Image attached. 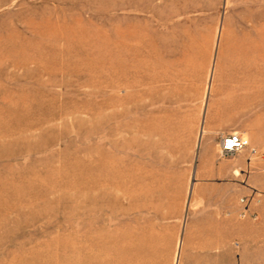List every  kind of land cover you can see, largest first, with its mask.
<instances>
[{
    "label": "rangeland",
    "instance_id": "1",
    "mask_svg": "<svg viewBox=\"0 0 264 264\" xmlns=\"http://www.w3.org/2000/svg\"><path fill=\"white\" fill-rule=\"evenodd\" d=\"M263 71L264 0H0V264L181 262L210 89Z\"/></svg>",
    "mask_w": 264,
    "mask_h": 264
},
{
    "label": "crops",
    "instance_id": "2",
    "mask_svg": "<svg viewBox=\"0 0 264 264\" xmlns=\"http://www.w3.org/2000/svg\"><path fill=\"white\" fill-rule=\"evenodd\" d=\"M262 73L258 81L232 79L235 84L210 89L222 95H210L199 146L203 164L194 167L195 173H207V180H198L194 188L208 193L194 198L201 208L182 228L178 264H264V160L248 149L220 159L215 144L217 134L236 130L264 153ZM241 197L248 200L247 212L255 214V220L238 216ZM203 206L207 208L201 211Z\"/></svg>",
    "mask_w": 264,
    "mask_h": 264
},
{
    "label": "built area",
    "instance_id": "3",
    "mask_svg": "<svg viewBox=\"0 0 264 264\" xmlns=\"http://www.w3.org/2000/svg\"><path fill=\"white\" fill-rule=\"evenodd\" d=\"M217 148L218 155L222 158L233 157L244 149H248L251 156L259 157L261 160H264V153L251 147L248 139L236 131L221 136L217 143ZM239 203L242 205V209L238 212V216L241 218L250 217L252 220H255V214H249L247 212L248 200L241 197L239 198Z\"/></svg>",
    "mask_w": 264,
    "mask_h": 264
},
{
    "label": "bare ground",
    "instance_id": "4",
    "mask_svg": "<svg viewBox=\"0 0 264 264\" xmlns=\"http://www.w3.org/2000/svg\"><path fill=\"white\" fill-rule=\"evenodd\" d=\"M119 36H121V39H119L118 40V54H123L122 52H123V50H125V51H127V48L129 47V44H128V39H129V37L130 36H132V34H130V33H122V34H120ZM125 40V41H124ZM128 52V51H127ZM121 67H122V65H120ZM129 101V100H128ZM108 105H105V104H103V106H101V108H100V110H101V112L102 111H104L105 109H106V107H107ZM123 112H125V111H123ZM24 117H26V116H24ZM38 119V118H37ZM29 122V121H28ZM36 122V121H35ZM41 123V122H40ZM25 127H26V125H25ZM30 126H28V128H29ZM25 129V128H24ZM19 132L20 131H22V130H20V129H17ZM17 130H16V132H17ZM103 142L104 143H107V141L108 140H106L105 139V136H103ZM109 142V141H108ZM112 157V156H111ZM110 160H107L106 158H102L100 161H99V167L101 168V170L104 172L103 173V175H102V179H103V181L107 184V185H109V186H111V187H115V174H114V167H115V163H114V160L112 159V161H110ZM108 174L111 176V178H109V176H108ZM85 247H87V248H92V247H95V243L94 242H91V241H88V245H86ZM97 248V247H96ZM85 251V250H84ZM92 251L93 250H91V253H92ZM87 253H89L88 251H87ZM94 253H96L95 251H94ZM98 253H99V250H98ZM84 254H86V253H84ZM82 255V254H81ZM86 255H88V254H86ZM96 255V254H95ZM83 256V255H82ZM89 256H90V254H89ZM92 256H94L93 254H92ZM84 258H86V256L84 255L83 256ZM82 257V258H83ZM97 257V256H96ZM83 258V259H84ZM89 260H90V258H88ZM85 262H86V259H85ZM88 262V261H87Z\"/></svg>",
    "mask_w": 264,
    "mask_h": 264
}]
</instances>
